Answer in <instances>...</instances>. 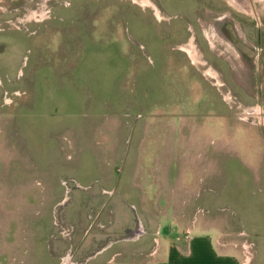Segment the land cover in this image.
<instances>
[{
	"label": "rangeland",
	"instance_id": "rangeland-1",
	"mask_svg": "<svg viewBox=\"0 0 264 264\" xmlns=\"http://www.w3.org/2000/svg\"><path fill=\"white\" fill-rule=\"evenodd\" d=\"M150 1L0 0V264H89L102 249L140 260L155 237L211 221L246 264H264V203L246 215L144 192L170 180L165 140L189 161L190 142L229 140V158L263 166L242 177L229 160L215 184L252 179L264 202V0L258 16L228 0ZM212 27L228 46L213 45Z\"/></svg>",
	"mask_w": 264,
	"mask_h": 264
},
{
	"label": "crops",
	"instance_id": "crops-1",
	"mask_svg": "<svg viewBox=\"0 0 264 264\" xmlns=\"http://www.w3.org/2000/svg\"><path fill=\"white\" fill-rule=\"evenodd\" d=\"M220 141L222 142L215 144V140H210L211 150L208 148L209 140H194V142H190V145L191 143H199L200 147L192 161H189L188 159H181L185 156L179 158L177 154L170 151L175 140H165V146L162 147V151L165 153L161 157L159 156L160 160L164 162L161 165L162 173L159 176L168 177L170 180L168 184H162L159 178V181H150L148 183L149 188L144 189V192L148 191L153 193L157 192V190L162 193L172 192L175 194V202L179 200L178 193L187 194L189 197L195 194L193 199L182 200L180 198V207H190L187 203H191V205L195 203L196 207L230 210H239V208H242L247 211L246 215L251 214L253 209L262 211V204L264 203L262 198L259 205L256 204V201H258L257 193L260 194L262 191L257 189L252 179L249 182L243 180L242 182L248 183L239 191L232 190L230 184H215L217 178L222 177L220 179L222 181L225 176L229 175V160L238 163H242L241 161H243L242 166L247 169L248 173L242 177L249 175L252 178L257 177V172L259 170L261 171L259 167L263 166L260 165L262 163L261 156L254 154L256 156L251 155L243 159L234 158L233 156L229 158L228 154H230L231 150L228 149V146L231 141ZM172 161H176V165H172ZM199 162L201 163L198 164ZM242 166L236 169L237 174L235 173V176H238V178L239 175H244L240 171ZM176 168L177 171L173 174L172 169ZM203 177L207 178L208 187L205 189L201 188L202 185L200 187L197 184V178L201 180ZM262 177L264 178V173ZM127 186L129 187V185ZM127 190L131 191L130 188H127ZM237 192H241L244 197L241 194L237 195ZM247 196L248 199L246 198ZM261 211L256 213V215L258 214L260 216ZM234 213L236 212L234 211ZM258 216L255 218H258ZM242 218H245L242 220V224L256 225L257 223L255 220H249L244 215H242ZM216 224L221 223L219 221H211L207 223L205 228L200 229L198 228L197 222V224H194L195 227L188 228L189 232L187 233L167 232L162 240L155 237L154 240L158 243L156 244V248L146 251L144 254L145 258H140V260H135L133 252H128L127 258H122L121 256L124 255L122 251L102 249L90 258L91 261L89 264H113L115 262H118L117 264H244L240 249L220 242L222 229ZM249 231L253 232L252 228ZM118 256H120V260L117 259Z\"/></svg>",
	"mask_w": 264,
	"mask_h": 264
},
{
	"label": "bare ground",
	"instance_id": "bare-ground-1",
	"mask_svg": "<svg viewBox=\"0 0 264 264\" xmlns=\"http://www.w3.org/2000/svg\"><path fill=\"white\" fill-rule=\"evenodd\" d=\"M139 1H141L142 3H144L146 5H151V6H154L155 7V5L153 3L154 1L153 2H151L150 0H139ZM255 1H263V0H228L229 3L233 4L239 10L246 11L248 13H253L254 11H257L255 9V5H254V2ZM157 10H159V9H157ZM208 35H210L209 36V39L211 40V42L213 43L214 46L217 45V44H215V41L216 40L220 41L223 45L228 46V44L226 42H224V40L222 39V37H220L222 35H220L219 30L217 29V27H212L210 29V31L208 32ZM187 46L188 45H185L183 47L186 48V50L189 51L190 55L193 57V60H195L196 62H204V61H202V59L200 58V56H198V53L196 52V49H195L194 45H193V47H191L190 45H189V47H187ZM226 48H227V50L230 49L229 47H226ZM200 53H201V51H200ZM207 72L210 75L211 74L212 75L214 74L213 76H217V71L213 67L211 69L207 70ZM220 83H222V82H220ZM253 112H255V111H253Z\"/></svg>",
	"mask_w": 264,
	"mask_h": 264
},
{
	"label": "flooded vegetation",
	"instance_id": "flooded-vegetation-1",
	"mask_svg": "<svg viewBox=\"0 0 264 264\" xmlns=\"http://www.w3.org/2000/svg\"><path fill=\"white\" fill-rule=\"evenodd\" d=\"M241 11H242V10H241ZM244 12H246V11H244ZM247 13H248V12H247ZM253 14L256 15V16H258V12H257V11H254ZM174 16H175V15H174ZM187 51H188V50H187ZM189 54H190V53H189ZM253 109H254V108H253ZM260 111H261V110L259 109V111L257 112V113H259L258 115H260ZM254 114H255V112H254ZM261 114H262V111H261ZM255 115H257V114H255Z\"/></svg>",
	"mask_w": 264,
	"mask_h": 264
},
{
	"label": "built area",
	"instance_id": "built-area-1",
	"mask_svg": "<svg viewBox=\"0 0 264 264\" xmlns=\"http://www.w3.org/2000/svg\"><path fill=\"white\" fill-rule=\"evenodd\" d=\"M245 258H247V256L244 257V260H243L244 264H246V263H245Z\"/></svg>",
	"mask_w": 264,
	"mask_h": 264
}]
</instances>
